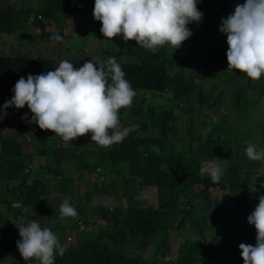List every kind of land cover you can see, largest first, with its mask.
<instances>
[{
  "label": "trees",
  "instance_id": "trees-1",
  "mask_svg": "<svg viewBox=\"0 0 264 264\" xmlns=\"http://www.w3.org/2000/svg\"><path fill=\"white\" fill-rule=\"evenodd\" d=\"M71 1L42 0L33 8L30 0H20L15 7L0 0V36H16L21 45L33 38L52 44L50 37L59 33L62 40L55 41L68 51L76 41L65 43L71 36H65L63 26H57L60 32L47 33L45 21L59 23L62 10L93 14L92 0L83 8ZM244 2L198 0L202 23L188 25L193 34L177 49L165 44L153 52L134 40L115 48L118 36L105 38L102 22L95 20L94 30L84 26L81 35L72 36L91 40L79 59L0 51V109L21 76L53 71L61 60L78 68L86 61L99 64L115 57L136 93L132 104L120 110L128 135L110 147L95 142L89 148L91 133L74 141L53 133L69 147L45 137L44 146L35 144L36 150L27 153L28 139L35 141L49 130L25 124L26 136L4 130L7 121L0 120V264L13 254L17 261L11 264H28L16 242L21 239L18 227L33 220L51 229L64 248L63 255L54 256L55 264H244L241 250L234 249L256 230L247 217L258 195H264V160L253 161L245 154L246 141L264 150V125L259 126L264 122V75L253 80L237 70L227 71L229 45L219 31L222 18ZM217 158L228 163L220 182L213 183L207 169ZM73 165L79 167L78 176L67 169ZM116 185L124 188L121 194L110 193L115 205L95 203ZM255 187L258 194L252 192ZM153 193L155 204L147 205ZM64 200L76 209V216H61ZM211 220L224 230L214 234ZM187 226L199 238L177 241ZM74 236L78 242L68 246ZM255 243L248 238L247 244ZM151 247L154 253L147 259Z\"/></svg>",
  "mask_w": 264,
  "mask_h": 264
},
{
  "label": "clouds",
  "instance_id": "clouds-1",
  "mask_svg": "<svg viewBox=\"0 0 264 264\" xmlns=\"http://www.w3.org/2000/svg\"><path fill=\"white\" fill-rule=\"evenodd\" d=\"M197 4L198 0H95L93 16L102 22L100 31L105 38L122 36L125 43L134 40L155 52L165 44L177 49L193 34L188 25L202 23L204 15ZM219 31L227 36L229 45L227 70L259 80L264 75V0L237 4L234 13L222 18ZM50 39L60 41L62 37L56 33ZM11 91L14 95L0 109V120L9 115L7 109L27 105L33 115L29 119L25 113L21 119L29 124L50 130L64 141L91 133V141L101 147L120 143L128 135V130L120 127V110L129 107L136 95L115 57L99 64L86 61L78 68L61 60L53 71L29 74L26 79L21 76ZM245 143L250 160H264V150ZM217 160L207 169L213 183L220 182L228 163ZM252 192L258 194L260 189L255 187ZM258 201L247 217L256 229V243L239 245L244 264H264V195H258ZM60 214L74 217L77 211L64 200ZM18 229L21 239L16 242L17 249L26 262L55 264L57 252L63 255L64 248L51 229L42 228L35 220Z\"/></svg>",
  "mask_w": 264,
  "mask_h": 264
},
{
  "label": "rangeland",
  "instance_id": "rangeland-1",
  "mask_svg": "<svg viewBox=\"0 0 264 264\" xmlns=\"http://www.w3.org/2000/svg\"><path fill=\"white\" fill-rule=\"evenodd\" d=\"M3 1L6 5H9L12 7H15V5L20 2V0H3ZM30 1L32 2L33 8H37V6H40V4L42 2V0H39V1L30 0ZM73 1L74 0H72L71 3ZM93 2L95 3V1H93ZM21 4H22V2H20L19 6ZM58 19H59L58 26H63L62 31L64 32L65 36H71V37L67 38L65 43L68 44L69 46H71V44L76 41L72 45L73 47L71 49H69L68 51H66V48H63L64 47L63 44H60V46H58L55 40H53L52 44H48L46 42L40 41L37 38H33V39H27L23 43V45H21V42L16 38V36L9 37L6 34L0 36V51L3 53H6L7 55L25 56V57H32V58L41 57V58H48V59L49 58L61 59V58L65 57L66 59H69V60L70 59H79L80 57L78 54H80L82 52V47L89 46L91 44V40L90 39L86 40V38L88 36L85 37V39H83V36H81V37L78 36L76 38H73L72 36H75L79 33H80L79 35H81L83 32L84 26H88L89 28L94 30L95 19H94L93 14L92 15H90L89 13L84 14L82 12H77V13L72 14V13H68V12H65L64 10H62L61 12L58 13ZM48 21L50 22L51 25L46 26L45 31L47 33L50 30L55 31V32H60V29H57V23L55 21L50 20V19H48ZM91 38H93V37H91ZM104 43L106 45H108L107 41H104ZM128 44H129L128 42L125 43V41L122 39V36H118V39L115 40L112 45L115 48H119V47H121V45L128 46ZM226 53H227V51H226ZM226 53H225V58H224V68L227 70L228 69V61H227ZM197 82L198 83L201 82L199 77H197ZM12 88L13 87H10V89L8 90V94L11 98L14 95V93L11 91ZM7 112L9 113V115L4 117V119L7 121L4 123V130H6V131H8V130L22 131V132H24L23 134H25L27 136V129L22 130V128L25 126V124H27L29 126V123L21 119V117L25 113L28 114L29 119H31V116L33 115L30 112V110L28 109L27 105H25V107L23 109H16L15 107H11V108L7 109ZM263 125H264V122L259 123L260 127H262ZM120 127H121V129L126 128L129 132V128L124 126L123 121L120 122ZM45 137L49 138V141L51 144H55V145H58V146L63 147V148L69 147V145H68L69 142L66 143V142H63V141L55 138L53 132H51L49 130L46 134L37 135L35 141L30 142L28 139V141L24 145L25 151L27 153L34 152L36 150L35 144L37 145V147L44 146L42 139ZM87 145L89 148H94L96 146V143L91 141V139H89ZM67 169L74 176H78V174L80 172L79 167H77L75 165L70 166ZM123 188L124 187L122 185H116L114 188L115 190H113V187L109 188L108 189L109 195L96 198L95 203H102V204L107 205V206L115 205L117 202L110 196V193L114 191V192H116V194H121L123 191ZM80 189H81V191L84 190L83 184L81 185ZM154 204H155V194L153 193L152 198L148 199L147 205H154ZM210 228L213 230L214 234H219L224 230V228L222 226L218 225V223L213 221V220L210 221ZM243 236L246 237L247 235L244 233ZM198 238H199L198 232L194 228H192L191 226H187L183 232L182 237L181 238L177 237L176 240L177 241H181V240H185V239L195 240ZM248 238L253 240L254 242H256V230L253 231L252 234ZM248 238L242 239L245 244L248 243ZM77 242H78V239L76 236H74L72 241H70L68 243V246L72 247V246L76 245ZM238 249H240V248H235L234 253H236ZM153 253H154V249L151 247L149 254L145 258L150 259L153 255ZM172 254H174L176 256L177 248L176 249L174 248V250L172 251ZM236 259H237V257L235 256L234 260L236 261ZM14 260L17 261L15 254H13L10 257L9 256L5 257L2 262H4V264H11ZM27 262H28V264H31V260L27 261Z\"/></svg>",
  "mask_w": 264,
  "mask_h": 264
},
{
  "label": "built area",
  "instance_id": "built-area-1",
  "mask_svg": "<svg viewBox=\"0 0 264 264\" xmlns=\"http://www.w3.org/2000/svg\"><path fill=\"white\" fill-rule=\"evenodd\" d=\"M88 1H90V0H78V1L74 0L73 4L78 3L80 5V7L83 8L87 4ZM93 1H95V0H93Z\"/></svg>",
  "mask_w": 264,
  "mask_h": 264
},
{
  "label": "crops",
  "instance_id": "crops-1",
  "mask_svg": "<svg viewBox=\"0 0 264 264\" xmlns=\"http://www.w3.org/2000/svg\"><path fill=\"white\" fill-rule=\"evenodd\" d=\"M71 5L73 6V2L71 3ZM72 13V12H71ZM74 13H76V12H74ZM74 13H72V14H74ZM45 22H48V20L47 21H45ZM57 23V22H56ZM51 24H50V22L49 23H47V25L46 26H50ZM57 26H58V23H57Z\"/></svg>",
  "mask_w": 264,
  "mask_h": 264
}]
</instances>
